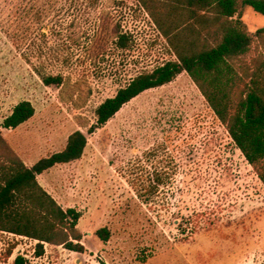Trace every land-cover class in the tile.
<instances>
[{
    "label": "rangeland",
    "instance_id": "rangeland-1",
    "mask_svg": "<svg viewBox=\"0 0 264 264\" xmlns=\"http://www.w3.org/2000/svg\"><path fill=\"white\" fill-rule=\"evenodd\" d=\"M238 4L252 38L231 60L242 95L253 77L264 86V15ZM156 11L140 0H0V125L23 100L36 109L3 136L28 166L77 130L88 138L81 159L38 176L81 212L86 251L46 243L36 257L37 241L0 231V264L19 254L29 264H264V182L186 71L89 132L104 100L177 59ZM118 31L131 35L128 48ZM50 75L63 81L48 86Z\"/></svg>",
    "mask_w": 264,
    "mask_h": 264
},
{
    "label": "trees",
    "instance_id": "trees-1",
    "mask_svg": "<svg viewBox=\"0 0 264 264\" xmlns=\"http://www.w3.org/2000/svg\"><path fill=\"white\" fill-rule=\"evenodd\" d=\"M264 15V0H241ZM155 8L158 24L174 49L177 59L133 78L96 110L95 132L107 124L131 100L143 92L171 83L186 71L210 103L219 119L248 161L259 170L264 182V86L252 78L244 94L235 95L237 74L231 60L248 52L252 38L235 19L239 0H140ZM264 32L259 29L256 35ZM117 46L129 47L131 35L118 31ZM212 38V41L210 38ZM46 85L60 84L62 75L44 76ZM29 100L19 102L0 127L16 129L34 117ZM88 145L86 134L77 130L59 152L28 166L13 150L0 130V231L37 241L36 257H43L45 244L63 246L84 253L83 234L78 229L81 212L62 205L40 184L38 176L51 168L82 158ZM159 182L162 180L159 178ZM96 236L109 241L111 232L103 227ZM11 254V252L9 253ZM14 264H29L23 254Z\"/></svg>",
    "mask_w": 264,
    "mask_h": 264
},
{
    "label": "crops",
    "instance_id": "crops-1",
    "mask_svg": "<svg viewBox=\"0 0 264 264\" xmlns=\"http://www.w3.org/2000/svg\"><path fill=\"white\" fill-rule=\"evenodd\" d=\"M73 162H74V161H73ZM35 163H36V162H35ZM35 163H34V164H35ZM34 164H33V165H34ZM33 165H31V166H33ZM60 165H62V164H60ZM63 165H65V164H63ZM55 167H56V166H55ZM53 168H54V167H53ZM51 169H52V168H51ZM51 169H50V170H51Z\"/></svg>",
    "mask_w": 264,
    "mask_h": 264
}]
</instances>
